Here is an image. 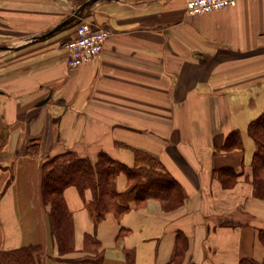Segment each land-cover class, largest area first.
<instances>
[{"label":"crops","instance_id":"crops-1","mask_svg":"<svg viewBox=\"0 0 264 264\" xmlns=\"http://www.w3.org/2000/svg\"><path fill=\"white\" fill-rule=\"evenodd\" d=\"M83 1L0 0V250L34 244L41 264H93L57 259L40 194L42 161L72 150L132 166L134 148L159 158L183 188V202L168 209L147 198L95 222L90 190L81 196L67 187L74 250L64 259L88 254L91 234L103 264H127V251L134 264H171L178 235L186 239L180 264L264 261V198L253 193L255 143L247 131L264 109V0L194 15L186 0H98L82 18L108 30L102 52L69 70L64 42L77 23L28 39ZM233 130L241 147L225 150ZM31 139L39 140L36 154L26 152ZM224 167L238 173L230 187L217 176ZM112 186L125 190L126 176Z\"/></svg>","mask_w":264,"mask_h":264},{"label":"trees","instance_id":"trees-1","mask_svg":"<svg viewBox=\"0 0 264 264\" xmlns=\"http://www.w3.org/2000/svg\"><path fill=\"white\" fill-rule=\"evenodd\" d=\"M84 14V11H83ZM78 21L74 20L65 27ZM247 131L255 143L251 159V184L255 196L264 198V109L247 125ZM39 140L31 139L26 146L28 154H36ZM241 147L240 133L233 130L226 137L223 148ZM133 164L128 166L108 155L99 152L92 161L81 157L72 150H64L46 157L41 164L40 194L47 211L50 236L53 239L59 256L58 260L69 262L103 264V251L99 241L91 234L84 237V251L88 254L75 258L64 259L62 256L74 250V231L72 211L64 199V190L75 187L81 196L85 190L91 192L87 202L90 214L95 222H100L107 212L117 217L127 212L133 205L142 204L147 198L162 201L165 208H173L183 202L185 193L177 180L167 171L159 158L142 151L132 149ZM120 173L127 178V188L117 191L112 181ZM217 176L224 187L234 184L238 173L231 167L217 170ZM182 245L178 243L171 264H180L186 248L185 237ZM259 239L264 245V229L259 230ZM40 247L28 244L14 249L0 250V264H39ZM126 263L134 264V255L127 251ZM239 264H264L252 258H242Z\"/></svg>","mask_w":264,"mask_h":264},{"label":"built area","instance_id":"built-area-1","mask_svg":"<svg viewBox=\"0 0 264 264\" xmlns=\"http://www.w3.org/2000/svg\"><path fill=\"white\" fill-rule=\"evenodd\" d=\"M238 0H186V12L194 15L228 6H234ZM108 30L97 28L90 20L82 18L76 25L75 36L64 42L67 51V67L74 70L81 64L98 58L108 37Z\"/></svg>","mask_w":264,"mask_h":264},{"label":"water","instance_id":"water-1","mask_svg":"<svg viewBox=\"0 0 264 264\" xmlns=\"http://www.w3.org/2000/svg\"><path fill=\"white\" fill-rule=\"evenodd\" d=\"M98 0H85L83 1L76 9L75 11L69 15L68 17H66L65 19H63L61 22H59L57 25H55V27H53L51 30H49L48 32H46L45 34L42 35H37V36H33L30 39H28V41H33L36 40L38 38H44L49 36L50 34L54 33L55 31L63 28L64 26H66L67 24H69L70 22L80 18L82 16V12L83 10H86L90 4L96 2ZM20 46H15V47H9V46H3L2 48H7V49H11V48H19ZM46 99H44L41 102H44Z\"/></svg>","mask_w":264,"mask_h":264},{"label":"rangeland","instance_id":"rangeland-1","mask_svg":"<svg viewBox=\"0 0 264 264\" xmlns=\"http://www.w3.org/2000/svg\"><path fill=\"white\" fill-rule=\"evenodd\" d=\"M74 11H72V13H73ZM71 13V14H72ZM46 205V204H45ZM46 207H47V211H48V209H49V206L48 205H46ZM54 242V241H53ZM38 258H39V264H41V258H42V253L41 252H39V254H38Z\"/></svg>","mask_w":264,"mask_h":264}]
</instances>
